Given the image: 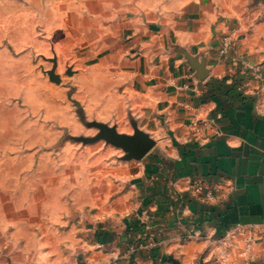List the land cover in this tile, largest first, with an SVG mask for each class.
<instances>
[{"label": "rangeland", "instance_id": "obj_1", "mask_svg": "<svg viewBox=\"0 0 264 264\" xmlns=\"http://www.w3.org/2000/svg\"><path fill=\"white\" fill-rule=\"evenodd\" d=\"M233 3L0 0V196L10 189L4 202L22 232L36 239L59 207L69 220L75 199L85 210L89 198L119 199L129 161L98 139L102 126L132 134L161 124L170 79L205 81L196 78L202 48L231 47ZM241 254L251 262L250 246Z\"/></svg>", "mask_w": 264, "mask_h": 264}, {"label": "crops", "instance_id": "obj_2", "mask_svg": "<svg viewBox=\"0 0 264 264\" xmlns=\"http://www.w3.org/2000/svg\"><path fill=\"white\" fill-rule=\"evenodd\" d=\"M233 7L231 47L202 48L205 81L170 79L161 124L146 127L155 145L122 167L119 199L89 198L90 210L75 199L69 220L56 208L33 240L10 217L4 189L0 264H247L249 246L248 264H264V0ZM24 210L32 214L30 204Z\"/></svg>", "mask_w": 264, "mask_h": 264}, {"label": "water", "instance_id": "obj_3", "mask_svg": "<svg viewBox=\"0 0 264 264\" xmlns=\"http://www.w3.org/2000/svg\"><path fill=\"white\" fill-rule=\"evenodd\" d=\"M199 75H196L197 79L205 80L207 74L205 72V61L202 62V66L197 67ZM202 73V74H201ZM51 79L59 81V78L55 75L54 71L49 72ZM98 139H104L107 143L119 147L124 151L123 160H141L155 145V139L147 132L136 127L134 133L119 132L115 127L107 125L102 126V131L98 135Z\"/></svg>", "mask_w": 264, "mask_h": 264}, {"label": "built area", "instance_id": "obj_4", "mask_svg": "<svg viewBox=\"0 0 264 264\" xmlns=\"http://www.w3.org/2000/svg\"><path fill=\"white\" fill-rule=\"evenodd\" d=\"M227 40H229V39L227 38ZM194 124L195 125L198 124V121H195ZM205 126H206V123H205ZM196 190L200 191V192L203 191L205 193V197H207L209 199L214 197L215 191L211 185H205V184L198 183V184H196ZM239 226L240 225H238L237 229H241V227H239ZM235 233H236L235 231L231 232L232 235H236Z\"/></svg>", "mask_w": 264, "mask_h": 264}]
</instances>
